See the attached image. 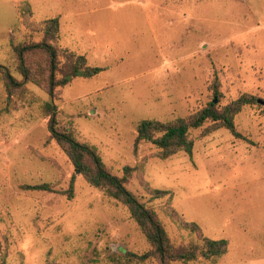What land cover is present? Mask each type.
<instances>
[{"label":"rangeland","instance_id":"374dc122","mask_svg":"<svg viewBox=\"0 0 264 264\" xmlns=\"http://www.w3.org/2000/svg\"><path fill=\"white\" fill-rule=\"evenodd\" d=\"M58 16L55 46L105 69L85 79L61 62L58 78L69 82L54 99L60 125L93 146L112 174L135 168L128 189L156 212L175 247L203 243L184 223L228 240L219 260L199 254L188 264H264V0H0V66L23 82L10 89L0 75V257L160 264L130 257L152 247L128 208L91 186L50 140L48 55L27 56L32 80L19 70L14 45L40 42L39 25ZM244 94L257 103L235 117L242 138L209 122L192 130V155L161 159L149 142L135 147L143 120L188 118ZM75 174L69 198L62 192ZM40 184L56 192L28 188ZM153 190L171 195L155 199Z\"/></svg>","mask_w":264,"mask_h":264},{"label":"trees","instance_id":"16d2710c","mask_svg":"<svg viewBox=\"0 0 264 264\" xmlns=\"http://www.w3.org/2000/svg\"><path fill=\"white\" fill-rule=\"evenodd\" d=\"M26 12L30 13V8L23 9V14ZM39 31L43 33V39L40 42H25L14 45L13 50L17 56L19 70L25 80H32V74L27 66V56L36 52H44L48 55L49 80L46 89L50 95V101L44 103L43 111L47 116L50 140L58 144L74 166L75 171H79L91 186L105 192L109 197L128 208L132 218L137 222L152 247L149 252L143 255L132 253L129 254L130 257L139 262L157 259L160 264H173L175 262L188 264L196 261L199 254L204 259L214 261L225 256L229 248L228 240H214L204 236L201 227L194 222L184 223V226L192 232L200 233L202 245L192 244L185 247H175L156 212L128 189L127 184L135 168L126 167L123 177L112 174L93 146L80 142L72 128L60 125L54 99L58 97V88L65 86L69 82L68 77L58 78L62 67L61 62H65L69 73L73 77L85 79L94 78L105 69L89 66L85 55H77L74 52L62 48L59 49L55 46L60 41L59 16L42 22L39 25ZM0 75L5 80L8 88L23 87V82L17 81L2 66H0ZM216 92L218 95V91ZM256 103L257 99L254 96L244 94L223 108H219L216 102L212 101L208 106L188 118H178L171 122H161L153 119L143 120L137 127L135 147L137 148L142 142H149L157 147L159 150L158 156L161 159H168L180 152L192 155L194 149V140L191 137L192 130H198L209 122L219 124L237 138H242V135L236 130L235 117L246 106ZM75 176L76 174L71 180L69 189L62 192L63 195H67L69 198L74 195ZM28 188L38 191L56 192L49 184H40ZM152 195L157 199L165 195H171V193L169 191L153 190ZM0 264L7 263L0 257Z\"/></svg>","mask_w":264,"mask_h":264},{"label":"water","instance_id":"95a60500","mask_svg":"<svg viewBox=\"0 0 264 264\" xmlns=\"http://www.w3.org/2000/svg\"><path fill=\"white\" fill-rule=\"evenodd\" d=\"M77 173H80L79 171H77Z\"/></svg>","mask_w":264,"mask_h":264}]
</instances>
